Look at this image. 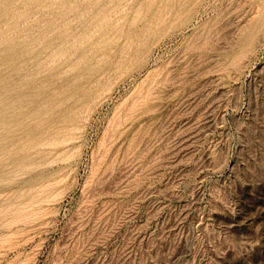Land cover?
Returning a JSON list of instances; mask_svg holds the SVG:
<instances>
[{
    "label": "rangeland",
    "instance_id": "rangeland-1",
    "mask_svg": "<svg viewBox=\"0 0 264 264\" xmlns=\"http://www.w3.org/2000/svg\"><path fill=\"white\" fill-rule=\"evenodd\" d=\"M0 264H264V0H0Z\"/></svg>",
    "mask_w": 264,
    "mask_h": 264
},
{
    "label": "bare ground",
    "instance_id": "bare-ground-1",
    "mask_svg": "<svg viewBox=\"0 0 264 264\" xmlns=\"http://www.w3.org/2000/svg\"><path fill=\"white\" fill-rule=\"evenodd\" d=\"M185 5L184 1H180L177 2V5L175 7L176 11H181L183 9ZM168 12L166 13H158L156 15H153L152 17H150L144 24L143 26V30H145V33L149 32L150 30L153 29V26H155L156 24L162 22L165 17L167 16ZM140 41V40H139ZM138 41V42H139ZM147 44L145 43V38L141 39V41L139 43H132V44H128V46L125 48L124 51L121 52L120 57H118L116 59V61L113 63L114 68L119 65V63L124 60L125 58H127L128 56H135L138 54H141L143 52H145V50L147 49ZM113 66L110 65H106V66H101V67H97V69L95 70H91L89 71V73L87 74L90 78V81L88 82V84L90 83V85H92L95 82L100 81L101 77L103 75H107L108 72H110L111 69H113Z\"/></svg>",
    "mask_w": 264,
    "mask_h": 264
}]
</instances>
